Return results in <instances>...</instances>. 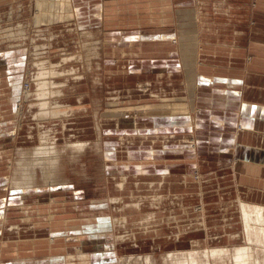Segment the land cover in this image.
Here are the masks:
<instances>
[{
    "label": "rangeland",
    "instance_id": "obj_1",
    "mask_svg": "<svg viewBox=\"0 0 264 264\" xmlns=\"http://www.w3.org/2000/svg\"><path fill=\"white\" fill-rule=\"evenodd\" d=\"M129 1L118 3V10L111 5L113 11H104L98 0H75L77 18L66 19L51 17L54 9L49 5L55 0L0 3V264H49L51 258L60 264H137L145 255L164 264L166 254L201 251L211 244L232 247L228 234L243 236L239 201L234 195L233 200L224 197V192L213 197L209 190L214 184L204 185L209 180L201 169L207 167L202 164L199 170V158L195 164L190 145L183 146L192 142L197 147L205 127L170 114L169 104H183L186 92L184 74L167 69L168 59L174 60L167 44L177 41L168 32L182 28L178 9H197L200 16L208 7L204 2H176L172 8L163 0ZM223 3L218 5L227 9ZM14 31L24 35L11 34ZM89 31L92 36L82 34ZM15 37L22 42L10 44ZM157 39L165 46L160 45L162 52L155 56L158 48L149 44ZM80 43L100 50L87 60ZM37 45L47 49L38 51ZM81 50L83 59L78 57ZM7 54L13 58L8 60ZM40 54L46 64L75 54L61 63L70 74L81 72L64 93L63 103L73 109L67 117L39 121L37 106H30L33 100L23 98L18 89L33 86V56ZM48 127V137L59 147L83 140L86 149L74 159L70 153L60 159L54 181L66 183L44 186L41 181L38 187L13 189L11 178L24 173L16 165L20 150L38 147L39 133ZM126 152L131 153L127 160L122 157ZM103 153L110 155L104 160ZM213 159L206 158L208 168ZM201 184L206 189L201 190ZM202 196L206 203L217 198L206 222L199 220L205 217L202 211H194ZM139 197L145 201L138 202ZM155 200L158 203L152 205ZM48 214L51 223L40 219ZM111 217L116 224L113 234L95 240L98 222ZM135 228L142 229L140 236H134ZM96 244L103 247H90ZM69 251L76 257L68 258ZM84 253L87 258L77 256Z\"/></svg>",
    "mask_w": 264,
    "mask_h": 264
},
{
    "label": "crops",
    "instance_id": "obj_2",
    "mask_svg": "<svg viewBox=\"0 0 264 264\" xmlns=\"http://www.w3.org/2000/svg\"><path fill=\"white\" fill-rule=\"evenodd\" d=\"M26 1L0 0V3ZM39 1L42 4L44 0ZM126 1L98 0L104 11H113L114 7L111 5L117 6L115 10H118V3ZM132 1L143 3L160 0ZM163 1L171 3L172 8L176 7V2H184L186 5L204 2V7H208L207 11H202V15L200 13L201 17L199 13L196 14L197 9H178V17L183 19V23L179 24L182 28L173 33L168 32L177 41L174 45L167 44L172 46L168 48L169 58L174 57L172 61L168 59L167 69L184 74L186 92L183 104L178 107L173 103L169 104L170 114H179L188 119L191 125L205 127L206 132L202 139H198L199 144L196 141L197 147L201 148L199 151L196 144L192 147V142L183 146H191L189 154L196 164L199 158V170L202 164L207 167L201 170L206 172V178L210 182L204 185L214 184L209 190L213 197L224 192L222 195L229 196L232 200L234 195L238 201L264 205V0ZM224 1L228 4L227 9L224 5H218L225 4ZM75 3V0L50 2L49 6L55 9V14L51 17L77 18ZM205 3L215 5L211 8ZM49 15L50 13L42 17L48 18ZM192 20L194 25L191 31L189 27ZM158 41L157 39V43L149 44L157 46L158 51L153 53L155 56L162 52L160 45L165 46L163 40V44ZM47 44L53 46L51 43ZM35 47H39L38 51L47 49V45ZM74 55L64 56L56 62L49 61L61 64L64 60L74 58ZM37 56H33V62ZM78 57L82 59L80 52ZM78 78L77 74L74 81L68 77H61L60 80L65 83L66 90ZM195 106L199 107L197 112ZM200 153L202 156H199ZM205 156L214 158L212 166L215 169L208 168L211 167L208 163L210 161ZM221 162L226 164L222 165ZM200 187L201 190L206 189L202 184ZM200 193L204 194L202 191ZM213 197L211 203H206V198L202 196L200 205L206 204L213 211L216 209L213 203L217 204V198Z\"/></svg>",
    "mask_w": 264,
    "mask_h": 264
},
{
    "label": "bare ground",
    "instance_id": "obj_3",
    "mask_svg": "<svg viewBox=\"0 0 264 264\" xmlns=\"http://www.w3.org/2000/svg\"><path fill=\"white\" fill-rule=\"evenodd\" d=\"M38 2L39 4H41L39 0ZM40 11H41V8H40ZM39 15H41V13ZM22 32L19 31L18 33L16 31L15 33H11V34L24 35ZM82 34L84 35L87 34L89 36H92L93 32L89 31V32H85ZM20 40H22L21 37H15L11 39V42H12L11 44L21 43L22 41ZM32 41L33 43H35L34 42L35 40L33 37H32ZM80 47L83 51L84 50L86 51V53L84 54L88 58L87 60L91 59L90 58L91 55L98 54V47L95 45H87V44L82 45L80 43ZM171 47L172 46H169L168 48H171ZM38 49L39 47H37V50ZM82 50L79 51L81 55H83ZM5 57L8 58L9 60L12 57V54H7ZM38 57L39 55L34 60L35 61L34 63L37 67L36 69L37 71L35 72L36 76H35V81H33V86L32 84L31 85L28 84V87L18 86V89L23 94V98L30 100V101L33 100L30 106H34V105L37 106L39 121L41 120L47 121L49 119H54V118L57 119L63 116L67 117L72 112L73 109L70 107V104L63 103L64 93L66 90L64 89L65 83L62 82L60 78L68 77L70 80L74 81L76 79V75L77 74L79 75L81 72L77 74H70L69 72L70 70H66L65 67L62 66L61 64L52 63V62H49V64H46L45 62L40 63V59ZM82 59H83V56H82ZM83 66L85 65L83 64ZM48 77L50 78L46 80L45 78H48ZM41 85H44V86H41ZM79 109L81 110L82 108H79ZM51 130L52 129L48 127V129L39 133V145L33 151L30 152V150L29 151L20 150L22 151V153H20L19 159L16 165H17V168L19 170H23L24 173L20 174L18 177L13 176V178H11V186L13 189H22V188L27 189L28 187L29 188L38 187L41 181L44 186L46 185L52 186L54 184L66 183L64 182L65 180L59 182V180L56 179V181H54L55 178L57 177V174H55V171L59 169L60 159L67 156L68 155L67 153L71 154L69 156L72 159L78 157L79 156L78 154H80L82 151L86 149L87 142L83 140L81 141L75 140V141H72L71 143H67V145L64 148L63 147L61 148L58 145H56V141L52 139V136L48 137L50 135L49 132H51ZM98 131H99V126H98ZM0 133H1V130H0ZM68 149H70L72 152ZM72 153L73 154L75 153L76 155L74 156L72 155ZM115 153L116 152H114V154ZM130 154H131L130 152H126L125 154L122 155V157H126L125 159L127 160V158L131 157ZM150 154H152L153 157H158L154 155L153 153H150ZM23 155L25 156L29 155L30 158L26 159L25 157H21ZM102 155L105 160L106 156L110 154L103 153ZM27 170H30L31 172L28 173L26 172ZM17 173L18 172L16 171V174ZM197 176L199 178V174ZM39 178H40V181H39ZM180 198H181L180 200L182 201L183 198L182 197ZM137 201L140 203H143L145 199L139 197ZM157 201L158 200H155V202H152V205H154L155 203L157 204L158 203ZM239 203H240V214H241V220H242V225L240 228H241V231H243L242 233L243 236L241 237V235H239L238 237H235L234 232L229 233L226 238L229 239V243L231 244L232 247L211 244L210 245L211 247L207 246L205 249H202L203 251L196 250L195 248H190L189 250H186L184 252L180 251L178 253H169V254H166V256L163 259L164 264H264V205L249 204V203H245L242 201H239ZM136 205H139V203H137ZM204 205H205L204 208H203V205H199L198 208L194 210V211H199L200 212L199 214H201V211H202V214L205 216L203 217V219H199L201 222H206L207 214L209 211H211V209L206 204ZM40 217H42L40 219L46 220L49 223L52 222V217L49 214L43 215ZM29 219H31V217L27 216L26 220H29ZM98 223L100 224L97 226V231H96L97 235H92L95 240H98L99 237L101 238L103 236H106L105 233L107 232H111V234H113L114 232L113 227H116V224L114 223V219H112V217L109 218V221L107 219H104L102 221H99ZM201 226L203 227L202 224ZM134 230H135L134 236L137 237L141 235L142 233L141 228H135ZM180 234L181 233H178V235ZM95 236H98V237L96 238ZM242 239L245 242L244 245L235 244V242L242 241ZM90 247H94L95 249H97V248L103 247V245L96 244ZM82 248L86 250L88 247L84 245L82 246ZM73 254L74 252L69 251L68 258L76 257ZM104 254L106 253L104 252ZM104 254H100V255H104ZM77 256H80V259L87 258L86 253L82 255H77ZM49 262H50L49 264H60L58 263L57 258L55 259L51 258ZM136 263L137 264H155L152 258L148 255H145L141 261L136 260Z\"/></svg>",
    "mask_w": 264,
    "mask_h": 264
}]
</instances>
